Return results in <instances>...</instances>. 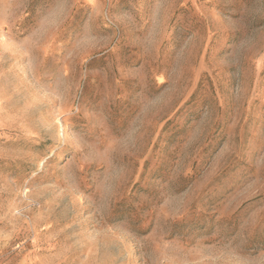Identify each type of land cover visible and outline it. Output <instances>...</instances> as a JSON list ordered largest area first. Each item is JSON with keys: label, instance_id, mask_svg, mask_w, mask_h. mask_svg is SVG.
<instances>
[{"label": "rangeland", "instance_id": "1", "mask_svg": "<svg viewBox=\"0 0 264 264\" xmlns=\"http://www.w3.org/2000/svg\"><path fill=\"white\" fill-rule=\"evenodd\" d=\"M0 264H264V0H0Z\"/></svg>", "mask_w": 264, "mask_h": 264}]
</instances>
